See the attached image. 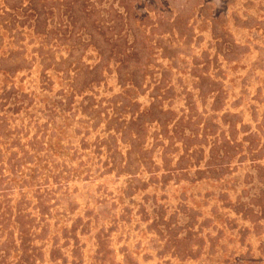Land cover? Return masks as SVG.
I'll list each match as a JSON object with an SVG mask.
<instances>
[{
  "label": "rangeland",
  "instance_id": "obj_1",
  "mask_svg": "<svg viewBox=\"0 0 264 264\" xmlns=\"http://www.w3.org/2000/svg\"><path fill=\"white\" fill-rule=\"evenodd\" d=\"M0 264H264V0H0Z\"/></svg>",
  "mask_w": 264,
  "mask_h": 264
},
{
  "label": "trees",
  "instance_id": "obj_2",
  "mask_svg": "<svg viewBox=\"0 0 264 264\" xmlns=\"http://www.w3.org/2000/svg\"><path fill=\"white\" fill-rule=\"evenodd\" d=\"M29 10H31L30 11V13H33L35 16L37 15V11H36V9L34 8V7H30V9ZM25 28V27H24ZM26 29V28H25ZM28 30V29H27ZM26 32V31H25ZM20 33L22 34V39H21V42L23 43L25 40H26V38H27V34H25L24 33V31H20Z\"/></svg>",
  "mask_w": 264,
  "mask_h": 264
}]
</instances>
